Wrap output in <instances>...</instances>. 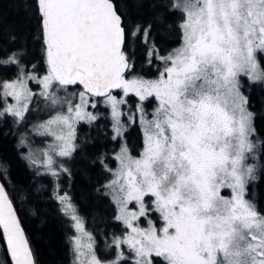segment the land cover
Masks as SVG:
<instances>
[{
  "label": "snow or ice",
  "instance_id": "obj_1",
  "mask_svg": "<svg viewBox=\"0 0 264 264\" xmlns=\"http://www.w3.org/2000/svg\"><path fill=\"white\" fill-rule=\"evenodd\" d=\"M29 7L38 21L36 39L42 41L47 71L43 76L29 72L21 51L4 50L0 67L14 66L16 74L0 80V118L21 124L36 95L53 110L33 129L52 137V143L40 155L29 149L23 158L37 175L53 177L52 198L76 233L70 237L74 264H128L125 246L132 264H264V211L252 191L264 179V139L242 81L246 77L248 86H264V0H167L147 25H133L116 0H31ZM176 14L179 47L165 56L154 44L148 51L163 62L159 76L127 79L129 31L132 37L143 33L147 43L153 24ZM29 81L39 86L38 94ZM69 85L82 90L68 95ZM114 89L141 102L155 97L157 106L149 119L137 105L144 135L139 156L122 144L114 155L115 169L98 158L112 177L102 186L104 195L111 197L114 219L124 227L108 245L115 258L103 260L76 205L55 182L61 174L71 176L63 159L79 148L76 125L98 118L86 110L91 97H103L110 106L112 139L123 137L119 106L126 101L113 95ZM20 146H26L23 137ZM7 178L8 169L0 163V179ZM155 213L160 227L150 218ZM141 218L147 228L140 227ZM0 240L11 264H35L3 183Z\"/></svg>",
  "mask_w": 264,
  "mask_h": 264
},
{
  "label": "trees",
  "instance_id": "obj_2",
  "mask_svg": "<svg viewBox=\"0 0 264 264\" xmlns=\"http://www.w3.org/2000/svg\"><path fill=\"white\" fill-rule=\"evenodd\" d=\"M167 0H116L117 6L130 18L133 25L136 22L147 25L163 11ZM31 0H0V56L8 52L19 50L23 53L21 63L26 69L42 72L46 70L42 53V41L36 39L39 28L37 18L30 10ZM179 14L167 15L165 21L153 24L148 42H143V33L132 37L129 31L126 37L124 51L131 67L126 77L133 74L154 77L159 73L163 62L148 55L149 49L155 45L160 56H165L180 44ZM14 38V39H13ZM35 65V68H33ZM16 74V68L0 67V80L10 78ZM71 87L82 89L77 85ZM264 86H245V92L250 95L252 110L257 113L256 127L259 137L264 139ZM121 90L115 94L118 95ZM98 98V97H96ZM128 103L133 105L138 99L129 94ZM150 99V98H149ZM142 103L152 106L153 100ZM40 108L44 103H36L30 108L29 114L21 124H14L11 117L0 120V163L8 169V178L0 179L5 185L14 207L21 220L22 228L29 241L35 264H72L70 236L73 233L71 222L60 212V205L52 198L54 180L49 175H37L36 169L30 168L23 157V147L20 137L28 126L48 118L52 109L44 113H33L35 106ZM7 124V125H6ZM86 124L78 125V129H86ZM96 131L92 133L91 143L87 148H78L75 152L76 162L69 168L71 176H62L60 192L71 197L77 211L83 217L89 232L96 241V250L102 244L112 253L113 235L124 232L122 224L114 219L115 206L110 196L104 195L102 186L109 180L110 173L99 163V157L105 158L108 167H114L113 153L118 149L120 139H112L111 118L101 114L91 124ZM109 137L111 141L103 143ZM124 139L132 154H139L143 145V134L135 121L125 132ZM21 148V149H20ZM132 149V150H131ZM42 171V169H41ZM100 189V191H97ZM257 194L258 207L264 211V179L257 181L252 189ZM155 215V214H154ZM91 218L96 221L93 222ZM110 231H104V226ZM0 250L5 264H11L3 241L0 240ZM158 259V258H157ZM132 264V261H128Z\"/></svg>",
  "mask_w": 264,
  "mask_h": 264
},
{
  "label": "rangeland",
  "instance_id": "obj_3",
  "mask_svg": "<svg viewBox=\"0 0 264 264\" xmlns=\"http://www.w3.org/2000/svg\"><path fill=\"white\" fill-rule=\"evenodd\" d=\"M179 45H180V44H179ZM179 45H178L177 47H179ZM177 47H175V48H177ZM163 67H164V65L161 67L160 71L163 70ZM27 71H29V72H34V73H35L36 75H38V76H43V75L46 74L47 69H46L45 71H42V72H38L37 70H33V69H28ZM160 71H159V73H160ZM159 73L157 74V76H154V77H142L141 75H137V74H133V76H134V77H141V78L146 79V80H152V79H156V78L159 76ZM14 77H15V75L12 76V77H10V78H5V79H9V80H10V79H13ZM126 78H127V79H131V78H133V77H126ZM5 79H3V80H5ZM242 81L245 82V86L248 85V84H247V81H246V77H242ZM28 86H29V88H30L34 93H37V94H38V93L40 92V88H39V86H38L35 82H33V81H29ZM80 90H82V89L75 88V87H71V86L69 85V86H68V90H67V94H68V95H72V94L78 93ZM60 94L63 95V94H65V93L61 92ZM129 94L134 95L133 93H129ZM245 94H247V93L245 92ZM113 95H116V94L113 93ZM116 96H118V98L123 97V98L125 99V101H126L124 104H121V105L119 106V110H120V113H121V115H120V120H121V123L124 125L125 131H126V130H127V129H128V128H129L134 122H135V121H137V123H138V125H139V128H140V130H141V132H142V134H143L142 126H141V123H140V112L137 111V105H141V104H142V107L144 108L145 113L148 114V118L150 119V118H151V114H152V112H153V109L157 106V101L155 100V97H153V99H154L155 102L152 104V106H147V105L143 104V103L139 100V98H138L137 96H135V95H134V96L138 99V101L135 102L133 105H130V104L128 103V99H127V97H124V96H123V92H122V91H121V93H119V94L116 95ZM8 99H9V102H10V103H14V101H12L11 98H8ZM74 101H75V102H79V97H78V95H76V96L74 97ZM37 102H38V103H44V104H45L43 98H42V97H39L38 95H36V96H34L32 102L30 103V105H29V109H30L31 107H33ZM92 102H96V107H95V108H93V107L91 106V103H92ZM48 109H49V108H46L45 106H44L43 108H40V105H37V106L34 107V109H33L32 112L35 113V114H36V112H37V114H38V113H41V112L44 113V112L48 111ZM57 110H59V109H57ZM86 110H87L88 112H91V113L97 115V117H98L99 115H101V114H107V115H109L110 118H111V126H110V127H111V131H112V123H113V121H112V116H111V108H110L109 105L106 104V102H105V100H104L103 97H102V98L91 97V98H90V103H89V105H88V107H87ZM30 111H31V110H30ZM28 114H29V112L26 113V116H27ZM53 114H54V112H52L50 115H53ZM5 117H6V116H5ZM5 117L0 118V120H2V119L5 120ZM49 117H50V116H49ZM49 117H48V118H45V119L42 120V121H39V122L34 123L33 125L28 126L27 129H25L23 135L19 138V139L21 140V138L23 137V138L25 139V142H26V146L23 147V156H27V154H28V152H29V149H31V150L33 151V153H35L36 155H40V154H41V150L47 148V146H48L50 143H52V137H50V136L45 137V136L38 135V134L33 130L35 125H38V124H40L41 122H43V121H45V120H48ZM11 120L13 121L12 117H11ZM13 123H14V122H13ZM14 124H15V123H14ZM80 124H86V125H85L86 129H81V130L78 129V132H77L78 125H80ZM6 125H7V124H6ZM94 131H96V128H94L92 125H89V123H87V122H85V121H81L80 123H78V124L76 125V141H75V142L79 145V148H84V149L87 148V146L91 143L92 133H93ZM125 131H124V132H125ZM124 132H123V137L120 139L119 147H118V149L113 153V156L115 155V153H117V152L120 151V147H121L122 144H126V145H127V143H126V141H125V139H124ZM112 135H113V131H112ZM106 140H107V141H111V140L109 139V137H106V139L103 140V143H105ZM143 141H144V135H143ZM127 147H128V145H127ZM142 148H143V145H142V147L140 148L139 151H141ZM128 149H129V147H128ZM77 150H78V149H77ZM77 150H76V151H77ZM131 150H132V149H131ZM129 153H130L131 155H133V156H139V154H137V155L132 154L131 151H130V149H129ZM139 153H140V152H139ZM76 157H78V156L75 155V152H74L73 155H72V157H71L70 159H68V158H64V159H63V163H64L65 167H67V168L69 169V168L71 167V165H72L74 162H76V160H77ZM116 166H117V163H116V161H115V165H114V167H111V168L115 169ZM67 175H68V174H67ZM62 176H66V174H61L60 177H59V180L56 181L55 183H58L59 185H61L62 180H64V179H61ZM109 177H110L109 179L112 178V177H111V174H110ZM52 179H53V177H52ZM106 183H107V182H106ZM61 194H63V193H61ZM147 203L150 205V204H151V201L148 200ZM79 215H80V214H79ZM82 218H83V217H82ZM150 218L153 220V222L156 224L157 227L162 226V222L159 220V214H158V213H155V215L153 214ZM91 219H92L93 222L96 221L94 218H91ZM83 221H84V219H83ZM84 227H85V230H86L87 232H89V230H88L87 227H86L85 222H84ZM140 227H142V228H147V227H148L147 220H145L144 218H141V221H140ZM109 229H110V228H108L107 225L104 226V231H110ZM90 233H91V232H90ZM91 234H92V233H91ZM122 234H123V232L120 233V234H118L117 236H120V235H122ZM74 235H76V233H75V231H74V229H73V233H72V235H71L70 237H72V236H74ZM70 246H71V251H72V243H71V240H70ZM95 249H96V243H95ZM123 251L125 252V255H127V256L129 257L128 261H131V254L128 253V250H127V247H126V246L124 247ZM96 253H97L98 258L103 259V260H112V259L115 258V249L113 248V251H112V253H111L110 250L107 248V246L104 245V244H102V245L100 246V249H99V250H96ZM74 260H75V256H74V253H73V251H72V264H74ZM0 264H5V261H4V258H3V256H2V252H1V250H0Z\"/></svg>",
  "mask_w": 264,
  "mask_h": 264
},
{
  "label": "water",
  "instance_id": "obj_4",
  "mask_svg": "<svg viewBox=\"0 0 264 264\" xmlns=\"http://www.w3.org/2000/svg\"><path fill=\"white\" fill-rule=\"evenodd\" d=\"M79 87L82 88V86H79ZM117 91H119V89H114V90H112L113 93H116ZM98 98H102V97H98ZM0 183H2V182L0 181ZM5 247H6V246H5ZM8 256H9V255H8ZM9 259H10V261H11L10 256H9Z\"/></svg>",
  "mask_w": 264,
  "mask_h": 264
},
{
  "label": "flooded vegetation",
  "instance_id": "obj_5",
  "mask_svg": "<svg viewBox=\"0 0 264 264\" xmlns=\"http://www.w3.org/2000/svg\"><path fill=\"white\" fill-rule=\"evenodd\" d=\"M157 74H158V73H157ZM157 74H156V76H157ZM130 77H134V76H130ZM142 77H145V76H142ZM149 98H150V99H149ZM149 98H148L149 100H153V101H154L153 97H149ZM146 100H147V99H146ZM147 101H148V100H147ZM154 102H155V101H154ZM154 102H153V103H154ZM20 149H21V148H20Z\"/></svg>",
  "mask_w": 264,
  "mask_h": 264
}]
</instances>
